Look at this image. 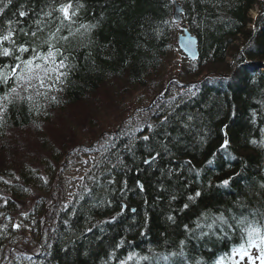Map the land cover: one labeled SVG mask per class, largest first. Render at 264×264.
I'll return each instance as SVG.
<instances>
[{
	"label": "trees",
	"instance_id": "1",
	"mask_svg": "<svg viewBox=\"0 0 264 264\" xmlns=\"http://www.w3.org/2000/svg\"><path fill=\"white\" fill-rule=\"evenodd\" d=\"M41 1L37 3L45 8L52 3V0ZM71 1L74 6L75 1ZM80 1L84 8L78 15H86V23L96 27L87 38H78L75 46L65 45L71 52L74 68L64 80L60 102L65 99L67 106L74 109L110 86L121 84L138 89L151 72L160 68L164 71L175 57L176 35L184 25L196 38L198 58L190 62L183 56V68L176 77L195 81L180 85L176 92L171 89L174 84H168L155 99L161 117H156L153 132L150 134L147 127L136 132V145H130L131 150L125 147L131 134L122 133L132 128V120L122 122L83 149L88 154L100 155L87 160L90 168L81 180L77 196L67 207L58 210L56 223L43 233L51 257L42 259L41 264H104L105 261L118 264L117 258H124L129 252L150 257L139 264H166L165 256L176 261L172 264H194L198 258H203L201 264H211L217 256L231 254V249L239 248L242 243L247 251L251 249L247 247L246 234L238 228L224 226L228 232L224 236L219 226L197 229L193 217L201 211L223 213L234 224L232 217L244 214L264 225V189L259 188L264 181V144H261L264 72L247 62H264V12L257 17L255 30L247 29L248 8L254 2L264 5V0H176L183 11L182 25L171 18L173 0ZM23 3L27 10L33 0ZM84 43H88L86 50L79 46ZM7 62L11 63L8 59ZM204 71L213 78L206 79ZM163 85L161 76L152 89L160 90ZM61 108L62 105L57 106L58 113L63 112ZM253 111L257 114L255 123ZM7 112L10 118L3 122L6 121L8 128L32 125L25 124L29 114L20 108L10 105ZM69 112L65 109L63 118ZM162 112L169 113L164 124H161ZM189 116L193 118L191 121ZM184 123L189 127L185 128ZM223 133L228 141L226 148H220ZM144 135H150L148 142L141 139ZM100 139L102 146L97 144ZM253 139L257 144L251 143ZM65 149V146L60 148ZM45 151L48 158L59 152L49 147ZM156 153L159 155L155 161L144 163ZM208 160L212 163H207ZM40 164L48 184L32 182L36 191L47 190L55 177L56 167L49 161ZM32 169L23 166L24 178L15 180L11 179L14 171L6 172L0 166V181L5 183H1L2 188L27 186L26 179H30ZM37 169L41 170L38 166ZM225 179L229 183L222 185L220 182ZM196 192L201 195L189 201L188 197ZM186 203L188 208H184ZM28 205V212H37L43 206ZM169 215L174 217V222L167 219ZM2 219L5 220L0 215ZM185 225L195 233L186 231ZM12 230L9 226V231ZM201 230L208 232V236L201 237ZM0 231H4L1 226ZM32 234L36 236V232ZM121 240L125 243L108 260V254ZM181 240L185 241L183 246ZM3 245L0 240V255ZM40 247L38 242L37 249ZM181 248L183 256L170 255ZM19 249L25 255L30 254L28 245Z\"/></svg>",
	"mask_w": 264,
	"mask_h": 264
},
{
	"label": "snow or ice",
	"instance_id": "2",
	"mask_svg": "<svg viewBox=\"0 0 264 264\" xmlns=\"http://www.w3.org/2000/svg\"><path fill=\"white\" fill-rule=\"evenodd\" d=\"M11 0H0V14H2L6 8H8ZM84 8L82 3H78L73 6L71 0L67 3L55 4V0L48 6L47 10L41 9L38 14L39 18L34 21V30H25L24 28H17L16 24L9 20L7 21L8 27L4 31L0 29V58H7L11 63L0 64V85L5 86L4 90L0 92V123L4 121L5 114L10 105H15L19 102H27L29 104L30 111H39L42 107L38 101V98L43 96L46 100L49 99L48 93L55 89L60 91L62 89L58 88L57 85H62L65 78L74 65L70 62L71 52L64 48V44L70 42V38H75L77 36L81 38H87L91 33L92 29L96 27L94 24L81 23L78 26L74 17L78 15L80 9ZM54 13L58 15L54 16ZM27 13L25 11H20L19 16L24 17ZM53 19L58 20L59 23L56 24L54 30H49V25L52 23ZM67 29V35H62V31ZM47 30V35H43ZM17 32L22 34L23 37L27 39L24 42H18ZM88 43H91L89 40ZM43 46H46V51L41 50ZM80 46H85L81 44ZM67 53V54H66ZM10 85V86H9ZM194 95V93H192ZM51 101L55 102L57 100L56 96L50 97ZM257 114L255 111L252 112V121L255 123ZM169 117L165 116L161 121V124L167 123ZM193 118L188 117L191 121ZM144 127L143 124L137 126L136 128H129L127 131L123 132V135H130L131 140L126 148L131 150L130 145L136 139L135 133L140 131ZM154 125H147V131L151 134L154 129ZM184 127L188 128L189 124L184 123ZM261 136L264 138V128L261 129ZM141 139L145 142L150 140V135H144ZM252 144H257L256 140L251 141ZM261 144H264V139L261 140ZM228 141L225 140L223 144L220 145L221 148H226ZM114 148L115 145H112ZM104 150L107 151V141L105 142ZM156 155H150L149 159L144 160L145 164L149 163V160L155 161ZM118 162L119 161V158ZM207 163L211 164L212 161L208 160ZM115 167V165H113ZM171 174V170H169ZM7 183V181H6ZM222 185H227L229 181L227 179L220 182ZM142 187V186H141ZM260 189H264V181L259 184ZM85 192L88 189L85 187ZM200 192H196L195 196H189L188 200L193 201L195 197L200 196ZM175 199V197H172ZM71 201H69L70 203ZM67 207V204L64 205ZM189 205L184 204V208H188ZM244 207V205H241ZM201 216L204 220L211 219L210 223L203 224V227L211 230L214 226H219V231L224 236H228V232L225 231L224 226L228 228H238L242 233L247 236V247H258L260 251V264H264V225L257 222L255 217L252 219L248 215L241 214L239 216H233L232 220L235 221L234 224L229 223V218H227L223 213L214 215L211 213H202ZM169 221L174 222V217L169 215L167 217ZM13 227H19L14 225ZM196 228H202V222L200 219L196 222ZM90 230V229H89ZM185 230L188 232L195 233L194 229L189 228L185 225ZM208 232L201 230L200 236H208ZM125 241L121 240L115 245L112 252L108 254V260H112L115 257V249H119ZM185 244L184 240L180 241V245ZM151 252L152 249H149ZM239 253L240 256H249L248 251L245 248V244H240L239 248H232L231 254L223 253L217 256L211 264H236L233 257ZM172 256H183V248L178 253H171ZM118 264H129L130 261H148L149 256H141L135 252H129L124 258H117ZM164 260H168L169 257H163ZM203 258H198L195 260L194 264H201ZM251 260V256H249ZM107 264V261L104 262Z\"/></svg>",
	"mask_w": 264,
	"mask_h": 264
},
{
	"label": "bare ground",
	"instance_id": "3",
	"mask_svg": "<svg viewBox=\"0 0 264 264\" xmlns=\"http://www.w3.org/2000/svg\"><path fill=\"white\" fill-rule=\"evenodd\" d=\"M57 1L58 0L55 1V4L69 2V0H59L58 2ZM74 1H75L74 7L76 4L81 3L80 0H74ZM173 1H176V0H173ZM173 1H172L171 18H172V13H173ZM5 2H6V0H5ZM23 2H24V0H11V3L9 4L8 8H6L5 11L2 14H0V29H3L4 31H6L7 27H8L7 21L12 20L16 24L17 28H24L25 30H29V29L34 30V27H35L34 21L39 18L38 14L41 12V9L47 10L48 7L45 8L43 4L37 3V2H42L41 0H33V3L29 7V9L26 10V6ZM0 6H2V5H0ZM180 8H181V6H180ZM254 8H256L257 11L253 17L249 16L250 21L247 25V29L253 30V31L255 30V27H256L255 21H256L257 17L264 12V5H263V3L254 2L248 8L247 14L249 15V12L251 10H253ZM20 11H25L27 13V15L24 17H20L19 16ZM79 11L81 12V9ZM182 14H183V11L181 8V11L179 13L180 19L177 22L181 25H182ZM55 15H58V13H54V16ZM84 17L86 18V15H83V16L77 15L76 17H74V20L76 21V25H74V26H78L81 23H86V21L84 20ZM58 23H59L58 20L53 19L52 23L49 25V30H54L56 24H58ZM184 26H181V27H184ZM61 34L67 35V29H64ZM43 35H45V36L47 35V30L45 31V33ZM244 36H245V34L242 32L241 37L243 38ZM78 38H80V37L77 36L75 38H70L69 44H71V45L74 44V46H75V44H77L76 42H77ZM17 39H18V42H24L26 40L25 37H23L22 34H20L19 32H17ZM65 45L66 44H64V48H65ZM80 45L81 44H79V46ZM84 45L85 46H81V47L84 50H86L88 48V43H84ZM41 50L46 51V46H43ZM185 58L187 60H189L190 62L197 60L198 50H197V58L195 60H190L187 57H185ZM247 62L254 64L256 67L258 66V64L261 63V62H259L258 64L257 63L255 64L253 61H247ZM3 63H8L7 58H0V64H3ZM162 75H163V70L161 68L156 70L155 72H151V75H149L145 84L138 87V88H151L152 89V88L156 87V85L159 83V80H160ZM203 76L206 79L213 78L212 74L206 73L205 71L203 72ZM194 81H192V82H194ZM169 83L173 84V81L167 80L166 84L163 85L162 89H160L159 92L156 93V95L151 96V97H146L147 99L145 98L146 103L143 104L144 107L142 108V110H144V113H145L143 117H141L142 116L141 114H138L136 111H133V114H137L138 119L140 120L138 123H136L134 121L135 128L141 124L144 125L143 128L147 127V125H149V124L153 125L156 122V117L157 116L161 117L160 116L161 113L157 107V103H156L155 99L168 86ZM189 83H191V82L181 83V85L189 84ZM4 87L5 86L0 85V92H2L4 90ZM57 87L62 89V90L56 91L55 89H53L52 91H50L48 93L49 99L46 100L43 96L38 98V101H39L40 105L42 106L39 111L33 110L30 113V111H28L29 104L27 102H19V103H16L15 105H13L14 107H16V109L20 108V110H23V112H27L29 114L28 115L29 121H26L27 123H25V124H32L29 127L12 125L11 127L8 128L5 124L6 121L0 123V166H1V168L6 172L7 171L8 172L14 171V174H13L11 179L17 180L19 178H24L23 177L24 175L21 174V169L23 166L29 165V166L33 167L32 172L29 175L30 179H26L27 186H25V187L14 185V186H12L14 189H11V187H10L9 190L8 189L4 190L1 186V183H3V184H5V183L0 181V189H1L0 192L3 193L6 191L3 195H0V215L3 218H6L7 222H9L10 220L11 221H20L26 228L29 227L27 230H25V229L21 230L22 234H24V235H26L27 233H29L30 235H33L32 232H39L40 235L43 234L42 230L38 228V218L35 220V216H29L26 214L30 210L27 207V205L29 203H38L39 205H43L50 198V195L48 194V192H46V190L41 189L40 191H36L35 188L32 187L33 185L31 183L32 182L36 183V182H38V180L41 182L40 183L41 186L42 185L45 186L48 184V180L45 176V172L37 169V166H41L40 162H43V164L45 165L46 161H49V164L54 168L55 167H62L66 163V161H68L70 159H72L73 161H76L78 163L79 158L74 153H76L79 149H82V147H83L82 144H80L78 148L77 147H71L67 150V152H61V153L56 152L53 154L52 158H48V157L44 158L37 165L36 164L32 165L31 162H34V161L31 159H28L29 155L31 153H30V151L27 150L28 144H26V141L28 142V140H26L27 137L25 139L26 129L33 128L30 130H32L33 132H36L37 128L41 127L42 124L44 127V125H49V124L53 123L54 121H56L57 119H62L63 114L66 115L65 113H63V112H65V109L67 111L73 110V107L71 105L67 106L65 99H63L60 102V99L62 98L63 93H64L65 86L62 84V85H57ZM144 91H146V90H144ZM100 92H104L107 94L110 92H113L114 95H119V94L124 95V94H130V93L135 92V89L132 87L126 88L124 85H121V84H119L118 87L110 86V87L105 88L104 91H99L96 94V96L94 97V99H96V97L100 94ZM51 96H56L57 100L55 102L51 101V99H50ZM93 100H90L89 102H86V103L92 104ZM56 105L57 106L62 105L63 108H61L60 110L63 112L58 113ZM116 107L118 108V105H116ZM167 114H169V113L162 112V120L164 119V117ZM38 115H40L41 118H36ZM8 118H10V115H8V112H7L5 114L4 119H8ZM124 121H126V120L123 119L117 125L116 128H118L121 125V123ZM102 133H105V131H103ZM225 136H226L225 133H223V140H222L221 144H223L224 141L227 140V138L224 140ZM131 145H136V144H135V142H133ZM83 149H86L85 146ZM83 153L88 154L86 152H83ZM89 153H91V152H89ZM53 158H54V160H53ZM28 186H30L32 188H29ZM49 187H50V184H49ZM49 187L47 189H49ZM45 211H43V212H45ZM56 211H57V209H55L49 215H44L45 214L44 213V214H42V216L40 213L39 217H40V219L42 217H44V218L49 219V220H54V224H55L56 220H57ZM202 213H204V212L201 211L198 214H196L195 217H193V223L194 224H196L198 219H200L201 222L204 221V218L201 216ZM37 214L38 213H36V216H37ZM26 221H29L30 223L26 224L27 223ZM32 221H34V222L32 223ZM206 221H208V222H202V226L205 223H210L211 219L209 218ZM0 223H1L0 226L2 227V230H4L6 228V225L3 226L2 224H5L6 222L4 223V221H0ZM12 239H13V236L9 232L0 231V240H3V243H6V242L8 243ZM38 249H39L38 252H34L32 254H26L25 255V252H23V249L15 248V251L12 253V255H14L15 258H10V260L8 259L7 261L5 260L3 262L0 261V264H41L42 259L45 261V260H47V257L48 258L51 257V254L48 251V241L45 240V237H44V239H42L41 247ZM174 262H176V261L172 257H169V259L166 261V264H172Z\"/></svg>",
	"mask_w": 264,
	"mask_h": 264
},
{
	"label": "rangeland",
	"instance_id": "4",
	"mask_svg": "<svg viewBox=\"0 0 264 264\" xmlns=\"http://www.w3.org/2000/svg\"><path fill=\"white\" fill-rule=\"evenodd\" d=\"M257 9L254 8L249 12V16L253 17ZM175 57L171 59L170 62L166 65L165 70L163 71V83L166 84L167 80L173 81V87L171 88L173 92L178 90V87L181 83H186L187 80L181 77H176L177 74L182 70L184 64L183 55L180 53L177 48L175 49ZM228 61L231 62V58H228ZM264 70V62L258 64ZM194 79H188V82H192ZM162 86V85H160ZM146 90V91H144ZM104 91V89L102 90ZM159 90L151 88H138L135 92L124 95H114L113 92L100 94L92 101V104L84 103L82 106H77L72 111L69 112L68 117L62 119H57L49 125H41L37 128L36 132H33L28 128L26 129L25 139L27 145V150L30 151L28 159L33 160L32 165L38 164L41 160L48 157L45 149L47 147L54 148L58 150L59 153L66 152L71 147H76L78 143L82 144V149H79L74 153L78 158L79 162L73 161L72 159L66 161L62 167H56L55 177L50 183L49 189L46 190L50 195L48 201L43 204L37 212H27L29 216H35V220L38 218V228L42 230L43 233H46L51 230L54 225V220H49L44 217L40 219V213L44 215H49L55 209H57L56 214L60 208L65 207V204H68L69 201H72L78 194V188L81 183L83 176L88 171L87 160H95L100 155L99 153L95 154H85L83 153L84 146L89 144H94L99 135L105 131L104 134L113 131L117 125L123 120H132V128H135L134 121L138 123L137 114H133V111H136L138 114L144 116V111L142 108L143 104L146 103V97H151L156 95ZM146 98V99H145ZM118 105V108L116 107ZM101 140H98V146H102ZM44 144V145H43ZM101 144V145H100ZM65 146L67 150L61 151L60 148ZM41 168V166H38ZM29 207V205H27ZM46 210V211H45ZM45 211V212H43ZM36 213L37 216H36ZM26 219V218H25ZM3 221V219H2ZM6 222V223H5ZM30 223L29 221H26ZM34 221H32L33 223ZM6 228L5 232H9L13 239L8 245L7 242L4 243L2 247V254L0 255V261H7L10 258H15L14 255L6 257L11 251H15V248H24L26 245L30 247V254L38 252L37 249L38 242L41 243L44 239L43 234L36 232V236L22 234L21 230H27L29 227H25L20 221H9L4 220ZM9 223V224H8ZM18 225L19 227H13ZM9 226L11 227L12 233L9 231ZM250 250V249H249ZM249 256H240L239 254L235 255L233 259L236 261V264H260V251L258 247H252L249 251ZM6 258V259H5ZM241 258V260H238Z\"/></svg>",
	"mask_w": 264,
	"mask_h": 264
},
{
	"label": "water",
	"instance_id": "5",
	"mask_svg": "<svg viewBox=\"0 0 264 264\" xmlns=\"http://www.w3.org/2000/svg\"><path fill=\"white\" fill-rule=\"evenodd\" d=\"M181 11L180 4L173 1L172 20L177 23L180 19L179 13ZM178 49L190 60L197 58V41L196 38L186 29L181 28V33L177 36ZM226 136L224 137V140Z\"/></svg>",
	"mask_w": 264,
	"mask_h": 264
}]
</instances>
